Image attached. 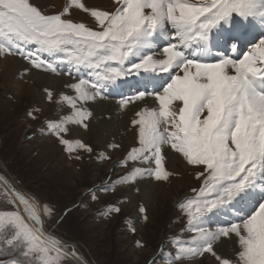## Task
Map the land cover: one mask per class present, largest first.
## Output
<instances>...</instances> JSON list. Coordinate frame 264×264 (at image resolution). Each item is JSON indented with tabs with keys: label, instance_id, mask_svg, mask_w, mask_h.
<instances>
[{
	"label": "snow or ice",
	"instance_id": "6c2138e0",
	"mask_svg": "<svg viewBox=\"0 0 264 264\" xmlns=\"http://www.w3.org/2000/svg\"><path fill=\"white\" fill-rule=\"evenodd\" d=\"M73 9L87 13L92 26L74 22ZM9 56L57 75L66 63L80 76L65 85L75 95L59 96L70 114L42 129L77 160L82 157L72 153L91 154L93 147L65 138L68 126L87 130L92 112L86 105L104 99L108 86L140 76L135 92L118 103L126 108L152 97L155 106L135 113L139 146L118 165L126 174L104 190L144 176L168 181L174 173L166 158L175 153L199 186L177 205L192 236L173 239L176 251L167 264L205 253L218 264H264V0H112L107 8L67 0L55 14L33 0H0V58ZM44 91L52 101L53 92ZM34 112L40 109L28 113L37 119ZM120 211L109 206L106 214ZM221 212L227 218L209 227ZM52 215L0 175V257H8L0 264H85L75 244L45 229L43 217ZM222 238L232 255L217 254Z\"/></svg>",
	"mask_w": 264,
	"mask_h": 264
},
{
	"label": "rangeland",
	"instance_id": "374dc122",
	"mask_svg": "<svg viewBox=\"0 0 264 264\" xmlns=\"http://www.w3.org/2000/svg\"><path fill=\"white\" fill-rule=\"evenodd\" d=\"M37 3L49 14H55L63 10L67 0ZM90 6L110 7H100L94 1ZM70 18L74 22L92 26V18L79 9H73ZM9 57L23 61L28 66L29 71L19 75L20 84L36 89L40 98L34 99L31 96L29 100L19 102L14 89L3 87L0 77V171L3 175L14 181L22 193L35 197L53 210L51 218L43 217L45 229L75 244L77 252L89 264H167L176 251L173 239L179 237L188 240L192 236L191 232L185 231L187 217L177 205L193 194V187L199 186L193 171L175 153H170L166 158V168L174 174L168 181H156L144 176L131 184L117 182L114 191L104 190L126 174L127 169L118 165L132 147L139 146L136 129L131 123L135 113L143 107L155 106L152 97H146L145 101L130 103L126 108L120 107L118 101L122 95L133 94L140 81L131 80L140 76L125 77L124 82H117L119 87L108 86L103 91L104 99L97 98L86 105L92 112L86 121L89 125L87 130L80 125L68 126L70 132L65 138L79 139L93 147L91 154L82 150L72 153V157L77 154L82 157L77 160L70 158L55 136L42 132V129L46 132V121L58 120L70 114V107L59 102L60 94L66 93H57L50 87L44 88L30 78L33 72H37L52 80L65 78L68 83L75 82L80 76L66 63L59 65L60 74L57 75L33 68L20 56ZM70 69L72 74L68 75ZM3 73L0 67V76ZM81 75L87 78L86 73L82 72ZM46 88L53 92L52 101L46 98ZM35 109H40L39 113L34 112L37 119L28 115L29 111ZM106 110L111 115L108 116ZM112 144L119 147H109ZM101 154L108 158L101 159ZM128 167H132V162H129ZM177 198L181 200L176 202ZM109 206L119 207L121 211L106 214ZM141 206L146 209L144 213L139 211ZM144 216H147V220ZM221 216V213L215 216L216 223L209 222L208 226L216 227ZM232 247L226 238L214 245L217 254L225 257L232 255ZM176 264L218 262L215 257L205 253Z\"/></svg>",
	"mask_w": 264,
	"mask_h": 264
},
{
	"label": "bare ground",
	"instance_id": "6f19581e",
	"mask_svg": "<svg viewBox=\"0 0 264 264\" xmlns=\"http://www.w3.org/2000/svg\"><path fill=\"white\" fill-rule=\"evenodd\" d=\"M42 2L45 4H49L51 1L54 2V0H33V2ZM95 2V4L99 5L100 7H105V6H110L112 3V0H92ZM92 1L91 0H86L83 1L85 3V5L90 6L92 5ZM36 2V3H37ZM59 3L61 1H58ZM55 4V3H54ZM56 5V4H55ZM0 67H2V69L4 70V73L2 74V81H3V87L4 86H10V88L14 89V91L16 92V96L19 98L18 101H23V100H29L32 97H34V99H38L40 98V94L38 93V91L36 89H34L33 87H25V85L20 84V74L21 73H25L28 72V66L23 62L20 61L16 58H11V57H7L5 60L4 58H0ZM32 77L30 79H32V81H34L37 85H40L42 87H50L52 88L55 92L57 93H61V92H65L68 95H72V93H74L73 91H71L70 89H67L66 87H63L67 81L64 78H60V79H55L52 80L50 79L48 76H44L40 73L37 72H33ZM140 77L137 79H133L131 80V82L134 81H139ZM25 81V80H24ZM69 83V82H68ZM35 85V84H34ZM38 87V86H37ZM136 88V86H135ZM6 89V88H5ZM40 89V88H39ZM40 92V91H39ZM148 101V99H147ZM49 102V101H48ZM91 105V104H90ZM106 105V104H105ZM113 105V104H110ZM134 105V104H133ZM98 106V105H97ZM114 106V105H113ZM111 107V106H110ZM93 108V107H92ZM104 108V107H103ZM109 108V106H108ZM117 107H115L114 109H116ZM107 109V108H106ZM111 109V108H109ZM113 109V110H114ZM97 110V109H96ZM9 113V112H8ZM106 114L109 116L111 115V112L108 110H106ZM134 115V114H133ZM96 116V115H95ZM106 118V117H105ZM111 118V117H110ZM115 119V118H114ZM128 119V118H127ZM9 120V119H8ZM131 121V120H130ZM101 123V122H100ZM122 123V122H121ZM107 124V123H106ZM128 124V123H127ZM113 125V124H112ZM111 125V126H112ZM131 125V123H130ZM126 126V125H125ZM129 126V125H127ZM95 128V127H94ZM112 128V127H110ZM111 131V130H110ZM116 132V131H115ZM97 133V132H96ZM81 136V135H80ZM115 136V134H114ZM97 138V137H96ZM105 141V140H104ZM48 142V141H47ZM50 143V142H48ZM98 143V142H97ZM46 144V143H45ZM100 144V142H99ZM170 154V153H169ZM3 171V170H2ZM0 175H3V173L0 171ZM10 180V179H9ZM12 181V180H10ZM14 186L20 191V187L17 185L14 181H12ZM183 198V197H182ZM178 199V198H177ZM176 199V200H177ZM180 199H178L176 202L180 201ZM222 216H221V220L226 219L227 216L224 212H221ZM216 223V218L215 216H213L211 218L210 224H215ZM167 246V245H166ZM166 246H164V248L166 249ZM79 256L82 257V255L79 254ZM83 258V257H82ZM86 264V262H85Z\"/></svg>",
	"mask_w": 264,
	"mask_h": 264
},
{
	"label": "water",
	"instance_id": "95a60500",
	"mask_svg": "<svg viewBox=\"0 0 264 264\" xmlns=\"http://www.w3.org/2000/svg\"><path fill=\"white\" fill-rule=\"evenodd\" d=\"M78 254H79V253H78ZM82 257H83V256H82ZM83 261H84V262H86V264H89V263H88V262L85 260V258H84V257H83Z\"/></svg>",
	"mask_w": 264,
	"mask_h": 264
}]
</instances>
